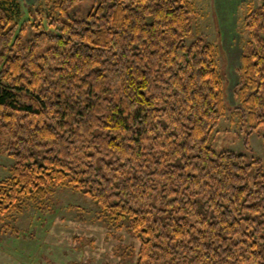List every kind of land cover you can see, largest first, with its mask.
I'll return each mask as SVG.
<instances>
[{
    "label": "trees",
    "instance_id": "16d2710c",
    "mask_svg": "<svg viewBox=\"0 0 264 264\" xmlns=\"http://www.w3.org/2000/svg\"><path fill=\"white\" fill-rule=\"evenodd\" d=\"M81 1L30 7L25 37L18 2L0 0V215L65 187L126 223L134 264H264L260 160L208 145L227 108L264 149V0L244 15L232 103L216 49L190 36L193 0L79 16Z\"/></svg>",
    "mask_w": 264,
    "mask_h": 264
},
{
    "label": "rangeland",
    "instance_id": "374dc122",
    "mask_svg": "<svg viewBox=\"0 0 264 264\" xmlns=\"http://www.w3.org/2000/svg\"><path fill=\"white\" fill-rule=\"evenodd\" d=\"M16 1L21 12L19 23L26 22L28 37L31 23L37 19L34 8H29L47 6L43 0ZM232 2L226 9L230 11L229 21L220 23L215 0H193L190 29L191 37L203 36L216 49L217 68L227 78L225 97L229 103L233 102L232 88L238 80L240 55L251 47L244 15L248 7L260 4L261 0ZM93 3L94 0H82L75 13L84 16ZM242 127L237 115L225 108L211 131L208 145L214 150L241 153L247 162L257 158L264 170L261 136L256 131L246 133L247 126ZM245 139L250 149L245 147ZM10 163L11 158L0 153V179L7 175ZM120 222L112 223L100 216L89 197L57 187L39 201H23L19 211L0 215V264H134L138 241L126 223Z\"/></svg>",
    "mask_w": 264,
    "mask_h": 264
},
{
    "label": "crops",
    "instance_id": "0c3cea01",
    "mask_svg": "<svg viewBox=\"0 0 264 264\" xmlns=\"http://www.w3.org/2000/svg\"><path fill=\"white\" fill-rule=\"evenodd\" d=\"M226 1H228V2H226ZM231 2H232V0H215V7H216V10H217V15H218V17L220 19V23H224V21L229 19L230 11H227L226 9L228 8L227 5L229 3H231ZM239 2H241V1H239ZM234 5H237L236 2L234 3Z\"/></svg>",
    "mask_w": 264,
    "mask_h": 264
}]
</instances>
